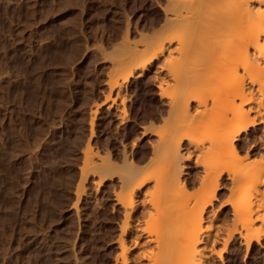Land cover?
Masks as SVG:
<instances>
[{"label":"rangeland","instance_id":"1","mask_svg":"<svg viewBox=\"0 0 264 264\" xmlns=\"http://www.w3.org/2000/svg\"><path fill=\"white\" fill-rule=\"evenodd\" d=\"M167 8V0H0V264L117 263L123 217L112 187L125 163L147 166L170 117L157 87L165 56L127 81L130 67L119 62L131 49L148 56L168 39L181 58L190 36L167 21ZM205 63L204 48L193 43L176 68L194 77L169 93L212 90ZM263 130L251 135L262 139L252 157L258 167ZM107 155L115 169L104 175ZM186 163L200 174L194 160ZM227 195L224 187L220 201ZM231 212H220L222 222ZM141 216L137 223H151ZM238 236L215 264H264V240L247 247ZM137 252L130 248L128 264H138Z\"/></svg>","mask_w":264,"mask_h":264},{"label":"bare ground","instance_id":"2","mask_svg":"<svg viewBox=\"0 0 264 264\" xmlns=\"http://www.w3.org/2000/svg\"><path fill=\"white\" fill-rule=\"evenodd\" d=\"M167 5V21L190 36L191 43L178 51L181 58L176 60L173 40L168 39L148 56L131 49L119 62L130 67L123 79L127 81L165 56L157 73H167L157 77V87L161 98H169L170 119L147 166L125 163L119 186L112 187L123 217L116 264L129 263L130 248H138L132 258L138 264H215V255L221 257L223 246L236 235L247 247L264 240V153H257L262 160L258 167L252 157L262 139H251L264 125V0H167ZM193 43L204 48L201 73L211 77L213 88L172 95V87L194 77L176 68L188 58ZM191 101L196 102L194 109ZM181 126L188 130L180 131ZM107 157L101 173L109 175L115 165ZM186 160H194L200 174L193 176ZM224 187L229 195L220 201ZM228 206L232 219L222 222L219 214ZM140 216L151 223L143 227L137 223Z\"/></svg>","mask_w":264,"mask_h":264}]
</instances>
